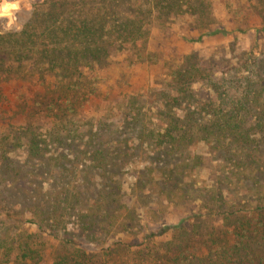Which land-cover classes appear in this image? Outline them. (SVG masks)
Wrapping results in <instances>:
<instances>
[{
  "label": "trees",
  "instance_id": "1",
  "mask_svg": "<svg viewBox=\"0 0 264 264\" xmlns=\"http://www.w3.org/2000/svg\"><path fill=\"white\" fill-rule=\"evenodd\" d=\"M133 2L137 11L123 14L121 9ZM182 4L201 24L211 21L209 0H45L33 7L20 31L0 33V184L19 183L21 167L11 155L20 151L27 162L54 174L43 204H28L32 217L57 228L56 234L66 233V221L73 219L81 232L108 237L100 254L65 250L51 264H264V183L260 189L257 182L264 181V76L252 80L240 76L245 65L236 67L226 86L215 84L205 102L193 108L195 92L177 91L158 115L166 123L161 129L144 126L138 103L123 100L121 109L114 106L123 119L110 132L111 142L100 141L96 132L80 136L81 127L69 121L87 107L96 109L102 83L128 81L131 67L151 58L147 14L156 8L166 16V10ZM145 6L151 8L142 11ZM220 33L207 30L197 42ZM124 55L126 65L117 62ZM259 67L264 73V64ZM189 69L174 75L201 72ZM250 71L256 75L257 68ZM188 101L189 109L173 113ZM83 139L89 143L81 154L76 144ZM199 144L211 154L207 164L194 154ZM60 149L71 151L73 161ZM145 156L155 168L141 174L144 179L151 172V177L140 184L158 200L157 208L145 210L146 218L136 199L146 200L148 194L127 195L120 178L133 159ZM203 168L212 174L210 187L197 186ZM90 182L91 197L80 189ZM170 218L176 221L161 224ZM63 238L60 244L70 247L72 241ZM21 247L8 251L37 264L38 251L29 244Z\"/></svg>",
  "mask_w": 264,
  "mask_h": 264
},
{
  "label": "rangeland",
  "instance_id": "2",
  "mask_svg": "<svg viewBox=\"0 0 264 264\" xmlns=\"http://www.w3.org/2000/svg\"><path fill=\"white\" fill-rule=\"evenodd\" d=\"M43 1L45 0H19V10H13L15 20L10 28L3 26L7 24L8 17L0 18V33L20 31L30 19L33 7ZM9 2H14V0H9ZM209 3L211 4L209 14L212 17L211 21H207L205 25L190 16L192 10L185 4H182V8L179 10H166V16H160L156 8L152 9L151 14H147L146 22L148 24L146 27L150 31L148 46L153 55L140 66L131 67L130 73L126 75L129 77L128 81L123 80V83L118 86H110L113 85L110 82L109 87L106 83H102L99 96L94 99L96 109L92 110L87 107L78 118L72 117L69 120L74 122L75 126L78 124L81 127L78 130L80 136H88V133L96 132L100 141L111 142L112 134L110 132L119 129L122 125L121 119H123L122 114H117L114 111V106H116V110L121 109L120 106L125 104L123 100L126 101L128 98H130L129 100L133 99L135 104L138 103V106L134 105V107L137 106L144 113L146 117L144 126L161 129L166 126V123L161 122L158 115L168 104H172V99L176 96L177 91L192 89L195 92L196 100L190 106L193 108L205 102L212 86L215 84L226 86L227 81L235 77L236 72H233V69L236 67L245 65L240 76L249 77L252 80L264 76L263 72L260 73L259 67L260 64H264V0H209ZM163 6L165 5L163 4ZM138 7L139 5L133 2L121 10L123 14L129 15L134 14ZM149 8L151 7L145 6L142 11H147ZM118 12L121 13L120 10ZM181 14H183L182 17ZM207 30H218L221 33L212 37L203 36L197 42L200 34ZM117 59V62L122 64L125 61L124 65L129 62L125 55ZM253 64L257 66V72L256 75L251 76L250 70L256 71V68L251 66ZM115 68L117 67H113L112 71H115ZM189 68H197L201 72L196 76H190L188 73L184 78H177L174 75L179 71L180 73L189 71ZM207 74L212 75L215 82L209 80L206 77ZM115 75L116 73L113 72V78ZM225 75L226 79L223 80ZM124 83H128L129 86H125ZM188 106L189 101L186 105L175 106L173 113L184 112L189 109ZM95 112L99 113L95 114ZM91 115L94 116L93 122L86 125L93 117ZM87 142L83 139L82 142L75 143L81 154L86 149L84 144L87 145ZM92 145L98 148L101 144L93 141ZM73 149L74 147L71 148V151ZM59 151L66 159L73 161L74 155L70 154L71 151L65 149ZM15 152L16 154L11 156L21 167L20 175L17 177L19 183L0 184V264H31L29 261L16 259L15 250L11 253L8 251L9 246L21 250V246L25 244L33 247L32 250L38 251L40 259L38 257L37 264H51L54 258L57 259L59 255L63 256L65 250L100 254L101 248H106V245H101V241L108 237L99 235L95 231L94 233L81 232L74 224L73 219L66 221V233L56 234L52 230L57 228L52 227L51 229L44 221H38L40 217H32L26 209L28 204L34 201L39 206L43 204L42 200L46 199L44 194L48 191L52 181L51 177L54 174H52V170L49 173L43 169L38 162H27L20 151ZM194 154L205 158L207 162L204 164L212 159L211 154L202 144L194 149ZM81 158L82 156H78V160ZM131 162L132 164L127 165L122 171L124 174L120 177L122 189L127 195L135 196L139 190L148 194L146 200L136 199L138 207L144 205L139 210V214L143 216L147 208H157L158 200L154 196H149L148 189L141 186L143 183L140 184L141 180L151 177V172H148V177L144 179L141 178V174L146 169L154 170L155 167L150 164L146 156L133 159ZM86 164V162L82 163L84 166ZM158 166L156 168L159 169ZM198 173L199 183L197 186H202L204 183V186L210 187L214 184L212 174H209L207 168L200 169ZM258 180L261 189L264 181L261 178ZM80 189L91 197L95 188L93 182H90L88 185L83 184ZM146 215L143 217L146 218ZM148 215L153 216L152 214ZM165 216L168 217L166 208L159 217L164 219ZM158 220V217L153 218V221ZM175 221L176 219L170 218L168 221L162 220L161 224ZM39 222L42 225L40 231L36 227ZM63 237L72 241L70 247L65 248L60 244L59 240H63ZM110 242L111 240H108L107 245Z\"/></svg>",
  "mask_w": 264,
  "mask_h": 264
},
{
  "label": "clouds",
  "instance_id": "3",
  "mask_svg": "<svg viewBox=\"0 0 264 264\" xmlns=\"http://www.w3.org/2000/svg\"><path fill=\"white\" fill-rule=\"evenodd\" d=\"M13 10H19V0H0V18L8 17L7 24L3 25L5 28H10L14 23Z\"/></svg>",
  "mask_w": 264,
  "mask_h": 264
}]
</instances>
